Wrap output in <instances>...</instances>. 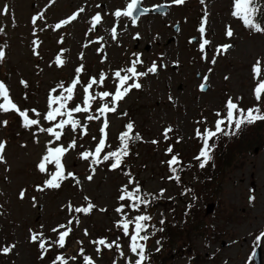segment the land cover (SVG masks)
I'll use <instances>...</instances> for the list:
<instances>
[{
  "label": "rangeland",
  "instance_id": "rangeland-1",
  "mask_svg": "<svg viewBox=\"0 0 264 264\" xmlns=\"http://www.w3.org/2000/svg\"><path fill=\"white\" fill-rule=\"evenodd\" d=\"M130 2L0 0V51L4 53L0 58V82L5 83L10 99L21 111L28 110L30 119L39 120V124L25 127L18 112L0 111V142H5L0 160V249L11 247L7 254L0 251V264H52L58 254L66 264H83L80 243L93 264L110 263L114 251L100 247L98 252L99 245L93 242L96 237L115 242L112 247L120 255L117 261L123 264L122 251L124 256L130 255V260L135 256L128 250L129 235L124 234L119 221L134 220L140 214L150 216L146 223L156 225L162 212L172 239L166 244L157 243V236L150 235L149 225L143 234L148 236L143 241L148 251L159 252L156 264H254L248 260L257 247L255 234L264 224V128L250 140L237 144L220 166L211 168L207 163L200 167L195 179L201 181L190 183L191 191L194 190L191 193L187 186L179 187L168 178L160 141L169 126L178 152L194 160L195 166L194 158L201 151L195 133L199 126V130L215 128L219 118L216 114L226 115L224 108L229 98L242 107L259 106L264 110V96L258 101L254 95V86L263 75L254 78L253 72V64L263 59L264 36L241 28L232 14L233 0H184L182 4L144 0L147 8L166 3L167 10L149 13L135 22L115 17V11L125 10ZM5 6L7 12L3 11ZM97 13L102 20L95 28L93 17ZM74 14V20L56 28ZM205 17L206 30L202 35L199 28ZM176 23L179 29L174 31ZM229 28L231 36L226 34ZM203 39L210 41L208 50L200 48ZM229 43V50L217 51ZM57 56L62 64L57 63ZM137 56L142 60L137 71L147 75L128 83L139 82L141 87L132 88L116 104V111L106 114L107 145L116 144L126 122H131L134 131L142 135L134 156L136 174L131 176L103 161L84 159L81 153H94L103 135L100 130L104 116L86 119L88 115H99L97 109L103 104L111 106V97L100 98L99 93H115L118 81L112 74L130 67ZM153 63L157 71L148 72ZM81 66L80 82L67 108L83 106L84 88L95 78L97 82L89 90L96 96L90 111L73 113L75 119L87 125L86 134L81 128L73 131L67 126L64 135L56 140L40 131L61 119H44L49 111V97L64 92V85H71ZM101 73L105 76L102 84ZM59 82L63 86L60 93ZM201 83L207 84L206 90H199ZM73 140L76 147L68 148ZM60 145L68 148L61 159L65 178L59 187H47L45 182L55 173L56 166L50 163L42 172L38 165L49 147ZM102 156L103 151L100 159ZM210 175L216 178L211 179ZM137 186V195L155 196L156 203H151L150 209L127 205L117 211L132 202L120 197ZM199 192L206 195L200 198ZM208 203H213L209 212ZM88 204L94 205L90 212L75 211ZM60 225L65 227L58 228ZM69 228L65 245L60 247L56 243L59 232ZM34 233H42L35 242L31 239ZM41 241L46 242V251L41 249ZM259 246L260 263L264 264V238Z\"/></svg>",
  "mask_w": 264,
  "mask_h": 264
},
{
  "label": "snow or ice",
  "instance_id": "snow-or-ice-1",
  "mask_svg": "<svg viewBox=\"0 0 264 264\" xmlns=\"http://www.w3.org/2000/svg\"><path fill=\"white\" fill-rule=\"evenodd\" d=\"M175 4H182L184 3V0H173ZM140 3V0H131L129 4H127L125 10H116L114 15L115 17L119 18L121 16H127L131 17L133 19V22L136 20V16L133 15L134 11H137L138 5ZM3 11L7 12V7L3 9ZM80 11H83L81 9ZM140 13H147L150 11L149 8H142L139 9ZM260 11V9L257 7V0H234V10L233 15L236 17H239L243 20L245 25L255 27L257 31L264 30V25H261L259 23H254V16L256 13ZM76 18L75 14L71 17H69L67 20L61 21L59 24L56 25V28H60L63 24H66L70 22L71 20H74ZM37 18L33 19V22H36ZM102 20V17L99 13H97L93 17V26L99 24ZM205 24H206V17L202 20L201 26L199 28L200 33L203 35L205 33ZM113 37L115 38L116 34V28L114 27L112 29ZM228 36L233 35L231 29L229 28L227 33ZM210 43L207 39H203L202 43H200V48L203 51L205 47ZM230 45H222L220 46L217 51L220 52L221 50L226 51L228 48H230ZM4 53L0 51V58H3ZM215 60H213V63ZM57 63L62 64L63 61L59 56H57ZM142 60L139 58V56L136 57L135 60L131 62V66L126 69L117 70L114 73L115 78L117 79L116 84V91L115 93H110L108 91H102L99 93L100 98H108L111 97V106L109 104L105 103L103 104L99 109H97L99 115L93 116L88 115L86 117L87 120H93V119H100L101 116H104L105 119L103 120V126L101 127V133L103 134L101 139L99 140L94 153L93 152H83L81 153L82 157L84 159H88L90 156L93 159V163H100V154L105 148L106 144V138H107V132L106 129L108 128V120L106 118V114L109 112H115L116 111V104L124 98V96L127 95V93L132 88H140L141 85L139 82H133L131 84L128 83L129 80H132L133 78H136V81H138V78L141 76L147 75L146 72H138L137 71V65L141 64ZM260 62L258 61L256 65L253 66V72L255 74L254 78H259L261 74V68H260ZM83 66L77 68V77L74 79L70 86L64 89V92H62L58 96H51L49 97V111L45 115L44 119L48 121H56L58 117H61L59 119L58 123H56L53 127H49L46 129H40V131H45L55 137L56 140H59L62 135H64V131L67 126H71L73 131H76L78 128H81L84 130V134H86L87 125L81 124V122L78 119H75L73 116V113H88L92 106V101L96 99L95 95L90 94L89 90L92 88V86L97 82L95 78H92L88 85L84 88L85 96L83 100V106L77 105L73 109L67 108L68 101L72 100L73 98V92L76 87V85L80 82L79 73L82 71ZM157 71V65L153 63V65L148 69V72H156ZM125 73L124 75H121V73ZM207 78L205 77V80ZM105 80V76L103 73L100 74L99 82L102 84ZM61 87H63L61 85ZM205 85H201V90H203ZM54 91V90H53ZM66 93V94H65ZM254 95L256 99L259 101L261 100L262 96H264V80H261L254 88ZM0 111L8 112V111H16L18 114L22 117V123L25 127H31L33 125L39 124V120L37 119H30L28 115V110L21 111L18 106L12 102V100L9 97V90L4 82H0ZM53 105H57L56 107H53ZM226 115L221 116L220 113H217L216 115L219 117L215 124V129H205L203 133L198 129L197 130V136L201 137L203 140V147L201 149V152L197 159H200L201 157L203 160L200 163V167H204L205 164L212 158L211 157V151L215 147L214 144L210 145L209 140L216 137L217 134H223V135H237L239 131L242 130V127L256 122L257 120H264V110H261L259 106H254L252 108H249L247 110L239 108V105L233 101L232 98H229V100L226 102ZM35 112V110H32ZM39 115V113H37ZM66 117V118H63ZM4 124H7V121L3 122ZM227 125V129L222 127L223 125ZM59 129V130H57ZM127 131L122 132L120 134L119 139L121 140V146L116 151L108 152L106 155L103 156V160H109L111 158H114V162L111 163L110 167L115 169L120 166L122 162V158L124 156L128 155V147H129V141L131 139H139V134H136L134 137L130 135L133 129V124L129 122L126 125ZM171 129L165 130V138H167L168 132H170ZM155 143V141H154ZM76 147V142L73 140L69 145L68 148H74ZM68 148H65L63 145L56 146V147H49L47 154L42 158L41 163L38 165L40 171L45 172L47 171V165L50 163H54L56 166L55 173L45 182V185L47 187H59L60 181L64 179V169L63 165L61 163V159L63 154L68 150ZM5 149V142H0V160H3V151ZM172 148L169 147L168 152H171ZM170 169L173 173H176L178 171V167L180 164V161L178 159V156L173 155L172 159L168 161ZM69 176H73V173H68ZM175 178L176 180H179V176L176 175L174 177H170V179ZM91 179V176L89 177ZM140 189L139 186L136 187V189L132 192L125 191V194H123L120 199L125 200L129 199L132 200L131 207L134 209H138L142 204L147 205L150 203L148 199H144L137 195L139 193ZM161 193H163V190H161ZM94 207L92 204H88L86 207H78L75 208L76 212H83L88 213L91 211V209ZM123 205L121 208H118L117 211H122ZM151 217L148 215H138L132 219H124L120 221V226L123 229V232L125 235H130V250L132 253L136 254L138 256V259L135 261V264H144V261L147 259V255L145 252V244L141 241H147L148 236L147 235H141L142 232L145 231L147 225L145 224L146 221L150 220ZM163 223V221H161ZM69 224H71V221H69ZM130 224H134V228L132 229L131 234L129 233V226ZM65 226L60 225L58 228H64ZM54 232H57L58 229H53ZM71 229L69 228L66 231H60L58 235V239L56 243L63 247L65 245L66 237H68ZM42 236L41 234H32L31 239L33 242L37 241L39 237ZM262 238H264V232H261L257 237L255 244L257 247H259ZM45 241L40 242L41 249L47 250L45 247ZM94 243H97L99 245H104L108 248H111L115 242L108 243L106 239L101 238L98 241H95ZM119 247V245H116ZM14 247V245L12 246ZM48 247H51V245H48ZM4 254H7L11 251V247H4L0 249ZM97 251L99 252L100 249L98 248ZM123 255V253H121ZM256 256V252L253 251L252 257ZM57 260L63 261L62 256H57ZM87 264H93L91 258H86ZM55 264V262H54Z\"/></svg>",
  "mask_w": 264,
  "mask_h": 264
},
{
  "label": "trees",
  "instance_id": "trees-1",
  "mask_svg": "<svg viewBox=\"0 0 264 264\" xmlns=\"http://www.w3.org/2000/svg\"><path fill=\"white\" fill-rule=\"evenodd\" d=\"M257 7L260 9V11H258L256 13V15L254 16V23H259L261 25H264V0H257ZM239 18V17H238ZM239 20L242 23V28L247 32V33H255V32H259L262 33L264 36V30L262 31H257L255 29V27L252 26H248L245 25V23L243 22V20L241 18H239ZM263 42H264V37H263ZM262 61V62H261ZM260 62V68H261V74L263 75V79L264 80V52H263V59ZM246 110V109H244ZM222 127H224L225 129H227V125H223ZM264 128V120H257L254 123L251 124H247L245 126L242 127V130L239 131V133L237 135H223V134H217L216 137L212 138L209 140V144L212 145L214 144L215 147L213 148V150L211 151V159L207 162L211 164V168H216L218 166H220V164L222 163V161L226 160L229 155L231 154V152H233L236 148L235 146L238 144L242 143L243 139H247L250 140L251 136H255L257 133H259V131ZM200 129V128H199ZM206 129V127L203 128V130L201 129V133L204 132V130ZM172 135V131L168 132L167 138H163L162 142H161V146L163 148V153L166 159V166H167V173L169 175V177H174L176 175L179 176V180H176L175 178H172L171 180H173L179 187H185L187 186L188 191H191L193 189L192 185H190V183H194V182H200L201 179H195V177H197V174L201 172V168H200V163L203 160L201 159H196L195 160V166L193 165L194 160L192 161L191 159H189L185 154H181V152H178L177 149V140H173V138L171 137ZM141 135L139 134V139H140ZM195 137L196 139H198L201 143V149L203 147V140L201 137L197 136V133H195ZM139 139H131L129 141V147H128V155L124 156L122 158V162L120 164V166L118 167L119 170L123 173H129L132 175H135V171L134 168H136V164L134 162L135 160V153L139 147ZM169 147L172 148L171 152H168ZM250 148V147H249ZM119 149V148H118ZM116 149V150H118ZM244 149H248V147H245ZM115 150V151H116ZM242 151V150H241ZM201 152V151H200ZM239 152V151H238ZM200 154V153H199ZM197 154V155H199ZM176 155L178 156V159L180 161L179 167H178V171L176 173H173L170 169L169 163L168 161H170L172 159V156ZM112 162H114V158L110 159ZM199 160V161H197ZM133 162V164H132ZM206 163V164H207ZM205 164V165H206ZM213 171V170H212ZM217 171V169H216ZM212 174V172H211ZM189 177V180L186 182V178ZM211 179L216 178L214 175H210ZM210 179V180H211ZM191 187V188H190ZM199 197L202 198L205 195L203 194V192H199ZM142 198L144 199H148L150 201L149 205L151 203H156V199L155 196H147L145 197V195H142ZM186 216V213H184ZM165 218V213L162 212L160 218L157 221V227L156 230L154 231L157 236H158V242L160 243H168L170 239H172L171 235L169 234V226H168V222H166ZM161 221H163V223H161ZM174 223L177 224V221L174 220ZM197 227V226H196ZM198 228V227H197ZM80 249H82V245H80ZM159 252H152L149 254H146L148 256V258H150V264H156V255ZM60 256V255H58ZM57 257H55V259L52 261V264H66V260L63 259V261L57 260ZM127 261V259H126ZM110 264H116L115 261L111 262ZM158 264V263H157ZM163 264V263H161Z\"/></svg>",
  "mask_w": 264,
  "mask_h": 264
},
{
  "label": "water",
  "instance_id": "water-1",
  "mask_svg": "<svg viewBox=\"0 0 264 264\" xmlns=\"http://www.w3.org/2000/svg\"><path fill=\"white\" fill-rule=\"evenodd\" d=\"M207 86L204 87V89H206ZM212 207H213V203H210L207 205V212L211 211L212 210ZM254 261H255V264H260V261H261V255H260V247L257 248L256 250V256L253 258Z\"/></svg>",
  "mask_w": 264,
  "mask_h": 264
}]
</instances>
